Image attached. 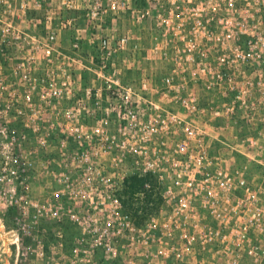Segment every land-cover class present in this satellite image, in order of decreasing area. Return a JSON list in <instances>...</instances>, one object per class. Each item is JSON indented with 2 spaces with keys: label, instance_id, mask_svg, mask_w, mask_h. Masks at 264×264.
<instances>
[{
  "label": "built area",
  "instance_id": "obj_1",
  "mask_svg": "<svg viewBox=\"0 0 264 264\" xmlns=\"http://www.w3.org/2000/svg\"><path fill=\"white\" fill-rule=\"evenodd\" d=\"M67 1L62 10L81 9ZM82 2L85 24L95 30L97 41L92 56L88 54L89 68H84L94 74L93 81L105 85L84 88L71 105L70 56L61 50L60 35L74 29L77 47L83 37L76 19L58 13L54 17L51 7L42 16L41 35L32 17L24 21L31 14L24 0H0V209L17 207L14 241H31L27 252L20 253L18 246L15 262H8L32 258L27 264H264V196L242 170L231 172L213 163L206 147L208 141H220L207 128L220 120L229 123L239 115L240 123L264 124L258 116L264 112V0ZM125 16L138 26L151 22L159 31L152 52L165 64L163 90L181 100L177 94L199 83L206 92L224 94L226 117L217 110L206 116L197 103L181 101L180 106L197 117L170 112L140 117L139 102L132 100L139 97L136 90L113 79V58L127 49L130 37L104 35L102 29L107 22L115 29ZM187 29L190 36L180 37ZM54 59L61 60L60 80L52 69L39 77L41 62L51 66ZM147 88L140 86L141 91ZM89 121L97 126L87 130ZM69 137L77 151L67 160ZM51 140L60 143L64 166L52 174L59 189L41 198L36 182L20 174L36 171L35 160L27 158ZM23 142L31 147L27 156ZM245 142L257 147L252 136L241 144ZM220 143L228 154L246 155ZM104 157L108 164L101 161ZM134 176L153 180H146L134 194L135 202L147 200L152 210L142 223L139 216L125 212L121 199ZM42 223L54 226L50 235L57 243L64 237V225L76 230L68 256H58L55 245L44 244Z\"/></svg>",
  "mask_w": 264,
  "mask_h": 264
},
{
  "label": "rangeland",
  "instance_id": "obj_2",
  "mask_svg": "<svg viewBox=\"0 0 264 264\" xmlns=\"http://www.w3.org/2000/svg\"><path fill=\"white\" fill-rule=\"evenodd\" d=\"M10 4H18L20 0H7ZM67 0H24V4H27L31 8L30 17L24 19L28 21L29 18H33L34 22L38 24L39 34H43L44 30L40 27L43 21V15L45 11L53 7V16L57 17V13L60 18L66 19H76V28H79V34L83 37L81 41H78V46L75 47L74 44L77 42L75 38L74 29L70 31L61 32L60 38L63 39V44L60 46L63 52H67L70 56L68 62L69 77H70V103L73 105L76 102V97L82 90L86 87H91L97 89L99 86H104L105 82L101 80L93 81L94 74L88 69L90 65V58L88 54L92 56L93 49L97 47V41L93 38L94 29L88 28L85 24V4L82 0H68L71 5L79 6L81 9L78 10H62V3ZM57 22V21H56ZM110 22H107L103 26L104 35H123L128 34L130 37L127 49L122 51L120 54L113 58L112 64L114 69H117V73L114 74L113 79H119L122 85L131 86L136 90L132 100L139 102V116L140 117H150L157 115H166L167 112L177 113L185 118L197 117L190 114V111L180 106V102H186L189 104H198V108L206 109L207 115L211 110H217L224 115V110L221 105L226 101L224 94L219 92H206L203 90L202 85L195 84L191 91L181 92L178 95L181 96V100H178L173 92H165L163 90L162 79L165 74L163 71V62L158 60L157 55L152 52L153 48V38L158 35V30L152 27L151 22L147 24L138 26L133 23L129 16H125L116 21L113 30L110 29ZM174 30H168L169 34H172ZM178 31V30H176ZM191 30H181L180 37L185 35L187 38L190 36ZM61 43V42H59ZM147 57L151 59H147ZM40 63V62H39ZM61 60L54 59L51 66H47L45 62H41L40 69L38 70L39 77H45V70L52 69L56 80H60V66ZM110 73V71H109ZM147 85V91H141L140 86L142 84ZM231 102V97H228ZM92 101L89 102V107L92 108ZM159 106V108L153 107V105ZM190 109V108H189ZM201 116V115H199ZM259 117L264 119V112H260ZM236 122L229 123L219 122L208 125V132L218 136L220 141L229 144L233 148L239 150H244L246 155H240L238 153L228 154L226 146L220 141H208L207 142V152L211 156L213 163H219L227 170L234 172L236 170H242L244 178L254 187L258 188L261 196H264V124L258 123L254 125L240 123L239 115L233 117ZM219 123V124H218ZM97 126L96 123L89 121L87 123V130H91L93 127ZM11 130H16L18 133L29 135L30 131L24 129L20 126H11ZM53 132H55L53 126ZM248 136L254 137L257 142V147H248L246 142L241 144ZM33 143V142H32ZM65 143V142H64ZM67 143V160L72 158V155L77 151V145L69 137L66 140ZM60 143L54 140L48 142L47 146L40 149L37 147V153L34 157H28V160H35L36 171H28L21 173L20 175L28 176L31 180L35 181L37 188L40 191L41 198L49 196L52 192L59 189L57 182L54 180L52 174L58 172L63 164V158L60 156ZM31 147L28 146V142H23V155H28V150ZM64 151V150H62ZM103 163L108 164L109 158L104 157L101 159ZM153 184V180L148 178ZM147 201V200H146ZM143 204L133 202L131 204V212L129 213L133 217L139 216L137 220L142 223L149 215L152 210L147 208L146 202ZM150 202V200H149ZM149 206V205H148ZM17 207L13 205H4L0 209V264H10L15 260V251L19 246L20 253L27 252V248L31 241L27 238H21L17 243L14 241L12 235L13 231L16 229V218H17ZM140 211V214L138 212ZM54 226L48 223H42L41 229L45 231L44 237L41 239L47 246L49 244L55 245V254L60 256V254H66L68 256L72 240L77 235L74 228L64 225L62 227L63 239L62 242L57 243L54 238L50 235V230ZM8 259L11 262H8ZM33 260L28 259L26 263L22 260L18 264H27ZM15 262V261H14Z\"/></svg>",
  "mask_w": 264,
  "mask_h": 264
},
{
  "label": "trees",
  "instance_id": "obj_3",
  "mask_svg": "<svg viewBox=\"0 0 264 264\" xmlns=\"http://www.w3.org/2000/svg\"><path fill=\"white\" fill-rule=\"evenodd\" d=\"M148 180V178H138L137 176L131 177L127 184H125L124 189L122 191V204L125 212H131V204L133 202L134 194L140 190H142L143 185L145 181ZM152 192H147L146 197L147 199H150L152 196Z\"/></svg>",
  "mask_w": 264,
  "mask_h": 264
},
{
  "label": "crops",
  "instance_id": "obj_4",
  "mask_svg": "<svg viewBox=\"0 0 264 264\" xmlns=\"http://www.w3.org/2000/svg\"><path fill=\"white\" fill-rule=\"evenodd\" d=\"M234 122H236V121L234 120L232 123H234Z\"/></svg>",
  "mask_w": 264,
  "mask_h": 264
}]
</instances>
